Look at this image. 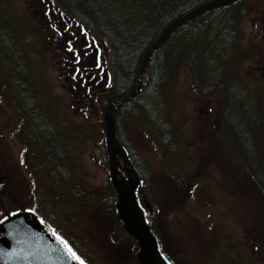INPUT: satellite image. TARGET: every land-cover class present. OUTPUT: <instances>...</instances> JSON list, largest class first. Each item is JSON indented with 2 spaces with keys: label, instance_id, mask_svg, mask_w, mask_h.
I'll return each instance as SVG.
<instances>
[{
  "label": "rangeland",
  "instance_id": "374dc122",
  "mask_svg": "<svg viewBox=\"0 0 264 264\" xmlns=\"http://www.w3.org/2000/svg\"><path fill=\"white\" fill-rule=\"evenodd\" d=\"M45 5L52 8L48 14ZM257 6L251 5L242 22L243 59L236 66L241 77L262 84L264 31ZM92 38L48 0H0V220L15 209L31 210L90 264H138L135 242L114 221L105 200L106 108L101 111L99 92L109 80V49L99 36ZM257 56L263 60L256 63ZM6 62L13 80L25 83L28 91L20 101L4 85ZM184 76L175 82V110H168L189 131L178 149L182 159L179 152L173 156L158 148L144 122L121 124L141 170L136 172L146 175L138 190L140 202L153 206L151 225L172 264H264V192L246 175L237 153L223 143L227 133L219 131L220 101L194 97ZM72 78H79L76 98ZM29 103L42 114L51 113L66 143L67 164L62 167L69 171L64 178L47 166V154L39 151L43 145L27 128L35 119L27 118V126L21 120L24 110L33 112ZM69 177L79 191L68 188Z\"/></svg>",
  "mask_w": 264,
  "mask_h": 264
},
{
  "label": "trees",
  "instance_id": "16d2710c",
  "mask_svg": "<svg viewBox=\"0 0 264 264\" xmlns=\"http://www.w3.org/2000/svg\"><path fill=\"white\" fill-rule=\"evenodd\" d=\"M206 1L208 0H48L59 15L77 24L88 37L93 39L97 35L105 46L108 44L109 56L105 64L109 80L104 92H99L101 111L113 99L131 91L142 55L161 31L172 20ZM255 3L258 6L254 11L257 16H261L264 31V0H237L229 6L209 11L183 24L152 53L144 67L139 90L116 111L114 118L117 139L128 152L137 172L140 170L139 166L121 132L123 122H144L158 148L170 151L173 156L175 152H179L181 159L183 158V153L178 149L184 143L183 137H188L189 131H185L186 126L175 123V116L169 114L168 110H175L173 105L177 98L174 86L184 73L194 97H215L220 101L218 117L222 126L219 131L227 133L223 143L237 153L246 175L264 192V83L258 84L241 77L236 66L237 61L243 59L242 22L249 17L250 7ZM87 10L93 18L87 14ZM248 57L250 56H245V59ZM260 60L263 59L257 56L256 63ZM249 61L252 62L251 58ZM33 110L40 115L42 123L44 115L37 106H33ZM40 126L32 124L31 130L35 142L41 144L47 132L44 125ZM219 131L212 132L217 134ZM51 135L53 143H57L58 132L53 125ZM39 151L44 152L43 149ZM66 152L65 148L59 152L53 146L51 155L47 156L51 159L52 166L64 173V177L69 169L67 166L64 170L59 160L65 156L62 165L67 164ZM104 156L102 163L106 164V152ZM138 175L141 178L140 186H143L146 175L142 172ZM107 182L105 200L118 224L116 194L109 177ZM70 187L78 188L76 182L69 177L68 188ZM22 210L15 209L12 212ZM152 230L156 234L154 228Z\"/></svg>",
  "mask_w": 264,
  "mask_h": 264
},
{
  "label": "water",
  "instance_id": "95a60500",
  "mask_svg": "<svg viewBox=\"0 0 264 264\" xmlns=\"http://www.w3.org/2000/svg\"><path fill=\"white\" fill-rule=\"evenodd\" d=\"M235 1L237 0H208L172 20L142 55L134 87L129 93L113 99L104 111L102 122L105 128L108 174L117 196L115 209L125 232L137 242L136 258L139 264L171 263L160 251L159 243L148 225L145 211L140 207L136 190L141 181L132 167L125 149L117 140L115 113L136 95L149 58L175 30L194 18L209 11L229 6ZM36 5H40V3L37 2ZM93 58L92 56L91 59ZM119 158L122 160V164ZM120 170L125 173L126 178ZM153 215L154 209L149 205L148 216ZM0 264L80 263L64 243L52 234L46 224H42L32 212L25 211L8 215L0 221Z\"/></svg>",
  "mask_w": 264,
  "mask_h": 264
},
{
  "label": "flooded vegetation",
  "instance_id": "af4514ba",
  "mask_svg": "<svg viewBox=\"0 0 264 264\" xmlns=\"http://www.w3.org/2000/svg\"><path fill=\"white\" fill-rule=\"evenodd\" d=\"M45 7H47V8H45V9H47V11L45 12V13H49V11H50V8L47 6V5H45ZM50 25H51V23L50 22H48ZM58 36V35H57ZM73 47H75V45L73 46ZM0 56H1V58L3 59L4 58V56H3V54L2 53H0ZM5 69H6V73L4 72V76H5V78H4V85H6V84H8V90L9 91H11L12 93H13V95H14V98L17 100V101H20L21 100V97H22V94H23V96H25V94H27L28 93V91L24 88L25 86H24V84L23 83H21V82H18L17 80H13V78L11 77V75H12V73L10 72V68H9V64L6 62V65H5ZM76 70L75 69H73L72 70V73L74 74V72H75ZM76 74H78V71H76V73L74 74V75H76ZM73 79V80H72ZM72 79H70V81L71 82H74L72 85L73 86H75L74 88H73V90H72V92H75V95H74V98H76V96L79 94V78L78 79H74V78H72ZM64 86V85H63ZM26 91V92H25ZM25 92V93H24ZM18 97H19V100H18ZM71 98H72V100H73V96L71 95ZM30 104V103H29ZM32 107L34 106V105H32V104H30ZM29 106V105H28ZM22 110V109H21ZM44 117H42V118H45L46 120L45 121H43L42 123H41V121L39 120V115H38V113L35 111V110H33V112L30 114V113H28L26 110H24L23 111V113L21 114V120L24 122V124H26V122H27V118L29 119V120H33V119H37V120H35L34 121V123H37V124H39V125H44V130L47 132V134H46V136H44L45 137V140H44V146H43V153H45V154H47V156H50L51 155V149H52V147L53 146H56L57 147V149L59 150V152L60 151H64V147H65V144L64 143H62V138L60 137V135L58 134V142L56 143V142H54L53 143V140H52V135H51V128H52V117H51V113H48V112H46V111H44ZM29 127L32 125V123L29 121ZM26 126H27V124H26ZM28 126H27V128H29ZM59 131H61L60 129H59ZM0 133H1V131H0ZM59 133V132H58ZM61 133V132H60ZM61 135H63V133H61ZM46 146V147H45ZM65 161V156H62L61 157V159L59 160V163H60V165L62 166V163ZM46 162H47V166L51 169V167H53L52 166V164H51V159H49V158H47L46 159ZM53 169H55V167H53ZM62 169V168H61ZM56 170V169H55ZM63 174V175H62ZM2 175H3V173H0V183L2 182ZM58 175L60 176V177H63L64 178V173L62 172V171H59L58 172ZM78 191H79V186H78ZM144 202H145V204L146 205H149V202L147 203V201L146 200H144ZM151 222H152V217H149L148 218V224H149V226L151 225ZM49 226H50V228H51V230H52V232L56 235V237H58L59 239H61L64 243H65V245L69 248V246H71L72 245V243L67 239V238H65L63 235H62V233H58V231H55L56 229L54 228V226L51 224V223H49V222H46ZM119 226H120V228H121V230L124 232V233H126L125 232V230H124V227H123V225L121 224V223H119ZM150 228H151V226H150ZM153 228H151V230H152ZM152 232L154 233V231L152 230ZM127 234V233H126ZM155 234V233H154ZM155 236H156V234H155ZM128 237L130 238V240H132V241H134L135 242V244L137 245V243H136V241L133 239V238H131L129 235H128ZM161 251L165 254V256L170 260V256H168L165 252H164V250L161 248ZM79 262H82V264H90L86 259H84V258H82V257H79Z\"/></svg>",
  "mask_w": 264,
  "mask_h": 264
},
{
  "label": "snow or ice",
  "instance_id": "6c2138e0",
  "mask_svg": "<svg viewBox=\"0 0 264 264\" xmlns=\"http://www.w3.org/2000/svg\"><path fill=\"white\" fill-rule=\"evenodd\" d=\"M69 51H72V49H71V48H69ZM81 264H82V262H81Z\"/></svg>",
  "mask_w": 264,
  "mask_h": 264
}]
</instances>
